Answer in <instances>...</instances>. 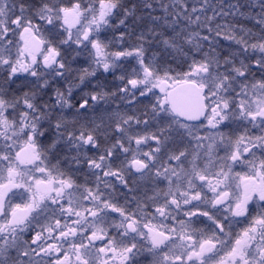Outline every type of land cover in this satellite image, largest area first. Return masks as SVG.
<instances>
[{
  "label": "snow or ice",
  "instance_id": "1",
  "mask_svg": "<svg viewBox=\"0 0 264 264\" xmlns=\"http://www.w3.org/2000/svg\"><path fill=\"white\" fill-rule=\"evenodd\" d=\"M142 256L264 264V0H0V264Z\"/></svg>",
  "mask_w": 264,
  "mask_h": 264
},
{
  "label": "flooded vegetation",
  "instance_id": "2",
  "mask_svg": "<svg viewBox=\"0 0 264 264\" xmlns=\"http://www.w3.org/2000/svg\"><path fill=\"white\" fill-rule=\"evenodd\" d=\"M246 24L249 27H253V24H252L251 21H246ZM73 31H75V30H73ZM15 39H18V37H16ZM109 80H111V77H109ZM84 90L87 91L88 89H84ZM156 91L158 92L159 90L157 89ZM75 94L77 96H79L82 93H81V91L79 89H77ZM140 100H141V103L136 106L137 109L140 108V107H142L143 103L146 102L144 100V98H140ZM114 108H115V105H112L111 107L106 106V105L98 106L94 110H90L89 111V113H88V115L86 117V121L87 122H94V123H97V124L102 123L103 125L107 126L111 122V119H112V117L114 115V111H113ZM120 108H121V111H129V112H131V111L134 110V109L127 108L123 104L120 105ZM225 131L235 133L236 126L233 125L231 128L225 129ZM251 131L253 133H258V129H251ZM110 142L111 141H109L108 143H110ZM101 143L104 144L105 141L102 139ZM133 147H135L134 142H133ZM144 150L145 151L147 150V146H144ZM101 151H103V149H101ZM221 155H223V152H221ZM246 170L247 169H243V171H246ZM234 171H242V169L239 168V167H237V168L234 169ZM78 179L82 181L83 180V176L82 175H78ZM121 200H123V197H121ZM21 202L22 201L19 198H14L13 199V203H21ZM209 224H210V222L207 221L206 218L201 217L200 223H199L198 226L199 227H202V228H206ZM244 226H245L244 224L235 225L234 228H233V231L234 232L240 231ZM225 239H228V238H225ZM139 264H149V259L146 256H142V257H140Z\"/></svg>",
  "mask_w": 264,
  "mask_h": 264
},
{
  "label": "rangeland",
  "instance_id": "3",
  "mask_svg": "<svg viewBox=\"0 0 264 264\" xmlns=\"http://www.w3.org/2000/svg\"><path fill=\"white\" fill-rule=\"evenodd\" d=\"M63 2H64L65 4H67V3H69V0H63ZM108 35L111 36L110 33H108Z\"/></svg>",
  "mask_w": 264,
  "mask_h": 264
},
{
  "label": "trees",
  "instance_id": "4",
  "mask_svg": "<svg viewBox=\"0 0 264 264\" xmlns=\"http://www.w3.org/2000/svg\"><path fill=\"white\" fill-rule=\"evenodd\" d=\"M110 35H111V33H110ZM223 54H226V53H223Z\"/></svg>",
  "mask_w": 264,
  "mask_h": 264
}]
</instances>
